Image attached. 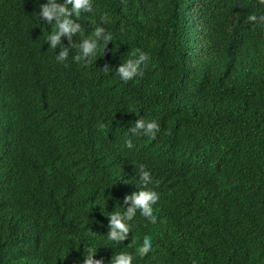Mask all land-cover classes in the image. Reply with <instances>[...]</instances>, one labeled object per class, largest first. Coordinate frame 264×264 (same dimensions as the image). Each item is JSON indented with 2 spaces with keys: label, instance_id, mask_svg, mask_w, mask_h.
I'll use <instances>...</instances> for the list:
<instances>
[{
  "label": "trees",
  "instance_id": "1",
  "mask_svg": "<svg viewBox=\"0 0 264 264\" xmlns=\"http://www.w3.org/2000/svg\"><path fill=\"white\" fill-rule=\"evenodd\" d=\"M46 2L0 0V264H83L89 248L105 264H264V24L247 20L264 4L93 0L72 39L103 26L112 41L86 64L77 48L56 60L69 40L49 47ZM137 49L144 76L124 82ZM138 118L155 139L129 132ZM140 164L157 222L137 211L117 244L109 216L140 190Z\"/></svg>",
  "mask_w": 264,
  "mask_h": 264
},
{
  "label": "clouds",
  "instance_id": "2",
  "mask_svg": "<svg viewBox=\"0 0 264 264\" xmlns=\"http://www.w3.org/2000/svg\"><path fill=\"white\" fill-rule=\"evenodd\" d=\"M264 4V0H259ZM69 5L71 7H69ZM82 12L93 13V0H47L46 3L39 5V19H43L50 25H55L56 31L47 36L46 41L49 42V47L56 49L58 45L63 44L61 37L67 36L69 43L67 46L60 48L56 56L58 62H65L68 59L69 52L73 48L79 49L73 59L76 62L84 61L86 64L91 62V59L97 56V51L101 42L108 45L112 41V34L108 32L105 27H95L92 35L82 39L80 43H75L72 39L78 32H82L83 28L78 18ZM76 17L77 19H73ZM103 24L108 23V17L102 15L100 17ZM248 22L264 24V15L257 16L255 14L247 17ZM106 49V48H105ZM134 58H130L121 63L116 69L120 79L128 82L136 77L144 76V69L142 65H146L149 61V56L144 51L137 49L133 54ZM105 73H108L110 67L105 64L102 68ZM103 128V125H101ZM132 135H144L151 139H155L158 132H160V125L156 120L145 121L143 118H138L135 124L129 128ZM132 141H127V147L131 148ZM140 183L139 191L133 192L130 195H125L123 198L124 207L123 212H114L109 216V224L107 231V238L117 244H122L128 238L131 231V224L137 211L147 219L149 222L155 224L157 217L153 214L152 205L156 204L160 199V194L154 189H150L148 185L153 183L151 174L144 164L139 165ZM158 187V182H156ZM152 250V238L148 235L143 237L142 245L137 249V255L143 257ZM97 250L89 248L88 255L84 257L83 264H105L104 260L95 259ZM133 255L127 252H120L115 254L111 259L110 264H132Z\"/></svg>",
  "mask_w": 264,
  "mask_h": 264
}]
</instances>
